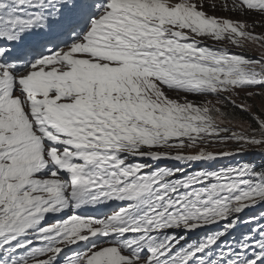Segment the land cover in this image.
Masks as SVG:
<instances>
[{
    "label": "snow or ice",
    "instance_id": "obj_1",
    "mask_svg": "<svg viewBox=\"0 0 264 264\" xmlns=\"http://www.w3.org/2000/svg\"><path fill=\"white\" fill-rule=\"evenodd\" d=\"M232 15L264 0H0V264H264L239 159L264 155V34Z\"/></svg>",
    "mask_w": 264,
    "mask_h": 264
},
{
    "label": "rangeland",
    "instance_id": "obj_2",
    "mask_svg": "<svg viewBox=\"0 0 264 264\" xmlns=\"http://www.w3.org/2000/svg\"><path fill=\"white\" fill-rule=\"evenodd\" d=\"M215 16L220 17V15H218V14H215ZM231 18H232V19H238L237 16H232ZM254 21H255V20H253V22H254ZM257 21H258V22H261V19H257ZM253 22H250L249 24H252ZM255 33H256V34H264V25H262V26H256V27H255ZM233 49H235V50H237V51H239V52L243 51L246 55H249V56H251V55L259 56V53H258V52H255L254 49H253V50H250V49H248V48H245V49L233 48ZM190 99H198V98L190 97ZM250 102L252 103V101H250ZM254 103L257 104V105L259 106V103H260V102L257 100V101H255ZM220 147H223V146L212 145L211 148H210L209 150H217V149L220 148ZM228 150H231V149L229 148V146H228Z\"/></svg>",
    "mask_w": 264,
    "mask_h": 264
},
{
    "label": "clouds",
    "instance_id": "obj_3",
    "mask_svg": "<svg viewBox=\"0 0 264 264\" xmlns=\"http://www.w3.org/2000/svg\"><path fill=\"white\" fill-rule=\"evenodd\" d=\"M248 19H249V22H253V20H255L254 22L256 23L257 26H262L261 22H258L257 21V19H262L260 16H258V15H251V16H249ZM231 147H233V146L232 145H229V148L230 149H231Z\"/></svg>",
    "mask_w": 264,
    "mask_h": 264
},
{
    "label": "trees",
    "instance_id": "obj_4",
    "mask_svg": "<svg viewBox=\"0 0 264 264\" xmlns=\"http://www.w3.org/2000/svg\"><path fill=\"white\" fill-rule=\"evenodd\" d=\"M256 108H257V109L259 108V106H258L257 104H256ZM231 149L234 150V146L231 147Z\"/></svg>",
    "mask_w": 264,
    "mask_h": 264
},
{
    "label": "bare ground",
    "instance_id": "obj_5",
    "mask_svg": "<svg viewBox=\"0 0 264 264\" xmlns=\"http://www.w3.org/2000/svg\"><path fill=\"white\" fill-rule=\"evenodd\" d=\"M251 103V102H250ZM260 104V103H259ZM168 162H170V161H168ZM171 166H173V165H171Z\"/></svg>",
    "mask_w": 264,
    "mask_h": 264
}]
</instances>
